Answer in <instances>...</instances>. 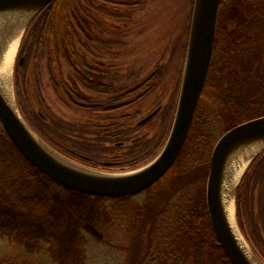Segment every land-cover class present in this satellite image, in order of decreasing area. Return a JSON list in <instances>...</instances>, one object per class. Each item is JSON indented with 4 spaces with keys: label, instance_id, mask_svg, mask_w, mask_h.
Masks as SVG:
<instances>
[{
    "label": "rangeland",
    "instance_id": "1",
    "mask_svg": "<svg viewBox=\"0 0 264 264\" xmlns=\"http://www.w3.org/2000/svg\"><path fill=\"white\" fill-rule=\"evenodd\" d=\"M77 1V14L85 17V31L77 27L73 33L64 28L56 35L51 32L40 44L41 49L34 30L26 36L14 69L15 103L40 139L67 159L55 147L81 159L70 161L107 173L139 168L158 155L170 134L195 0H140L139 4L136 0ZM75 2L60 0L57 5ZM64 47L71 50L68 57ZM29 49L30 57L24 65ZM225 54L216 58L212 82L222 83L228 90L238 88L233 96L242 105L238 104L239 109L249 106L256 110L259 106L252 102L256 99L252 93L261 73L254 69L253 78L242 73V85L238 84L235 63L233 59L226 60ZM22 57L24 62L20 64ZM73 66L84 67L87 73L94 69L106 74L105 83L113 82L114 89L101 93L78 86ZM62 83L66 89L74 86L80 92L72 90L67 95ZM223 97L228 99L227 95ZM79 101L101 105V110L82 107ZM156 108L160 109L158 113L141 122ZM197 113L200 126L206 128V133L212 131L216 140L227 130L208 99L200 103ZM117 129L121 133L116 137ZM84 138L89 141L81 140ZM201 139L185 159L184 173L189 181L179 182L181 190L177 195L194 193L199 183L207 185L210 167L206 175L203 171L196 176L193 173L200 158L203 162L209 154L205 149L198 155L200 162L196 159L193 151L202 146ZM133 157L141 164L130 168L125 160ZM210 157L211 152L207 161ZM240 194L239 217L237 188L234 198L238 227L264 264V154L247 173ZM177 195L167 201L158 193L148 192L116 197L80 193L39 173L29 166L14 143L0 138V263L11 254L21 257L18 264L151 263L159 240L158 226L169 221L174 204L180 203ZM83 220L93 223L102 239L85 232ZM194 243L189 245L190 263H213L206 247L199 251Z\"/></svg>",
    "mask_w": 264,
    "mask_h": 264
},
{
    "label": "trees",
    "instance_id": "2",
    "mask_svg": "<svg viewBox=\"0 0 264 264\" xmlns=\"http://www.w3.org/2000/svg\"><path fill=\"white\" fill-rule=\"evenodd\" d=\"M59 1L60 0H54L32 18L26 29L20 47L19 56L22 54V48H24V40L28 34H31L32 30H34L35 35L38 37L37 39L39 45L44 42L47 34L49 37L50 34L52 35L51 32H54L56 35L58 32L62 31V28H64L67 33H73V31L77 27L81 28L82 31H85V17H83V15H81L80 17L77 14L80 1L76 0L75 5L66 4L64 7H62L63 5H57V2ZM136 3L139 4L140 0H136ZM52 22L54 24L53 26ZM41 47L42 45H40L39 49H41ZM227 47L229 48V50H225V48ZM64 48V55L68 57L67 53L70 54L71 50H69L68 47ZM43 51L44 50H42L41 53H43ZM30 52L31 49H29L27 52V62L24 65L28 63ZM223 53H226V60L233 59V63H235V71L237 72L235 77L238 80H236L238 84H240L239 80L242 73H248L251 78L254 77V69L257 70V72L259 71L261 73L260 78H258L259 82H256V84L254 85L256 91L252 93V97L256 96V99H254L252 102L259 106L256 110L250 109L249 106H247V108H244L243 111L239 109V103L235 102L233 96L234 92H237L238 88L234 87L228 90L224 88V85H222V83H218V85H215V83L212 82V75L215 71L216 58L217 56H220L219 54ZM49 66L51 67V62ZM99 68L104 69L103 66ZM72 69V71L76 73L77 78L75 79L78 80V78L81 77L79 67L73 66ZM105 78L107 79V75L104 76L103 74H96V78L86 80V84L91 88L90 90L106 93L113 88L114 83H105ZM224 79L225 78H223V80ZM62 85V88L64 89V83H62ZM65 91L66 90H64V92ZM70 92L71 91H67L66 94L68 95L70 94ZM217 93H219L221 96L218 97ZM224 95H227V100L223 97ZM204 98L208 99L215 110H217L218 117L222 119V123L224 126H226L225 128L227 130L240 122L264 115V0H221L215 40L214 58L209 70L206 83L204 85L200 103L204 101ZM87 106H94L97 112H100L101 110V105L97 107L96 105ZM236 106H238V109H236ZM197 112L191 126L187 141L172 168L158 182H156L154 185L143 192L158 193L164 199H167V201L172 199V196L177 195V191L181 190V185L179 184V182H187L188 180V178H185L186 174L184 173V171L187 172L184 169V165H186L187 163V160L185 161V159L189 154V150H192L196 147L198 138H202L201 142H203V144L199 147V149L194 150L193 153L197 154L196 159L199 162L201 160V162L196 163L198 165L197 167H195L193 173L196 176L198 172L203 171V173H205L206 175L207 170L210 167V159L209 161H207L208 155L210 154V152H212V149L217 140L215 139V136L212 135V131L209 130V132L206 133V128L205 130H203V125L200 126L201 122ZM119 133H121V131L117 129L115 133L116 137ZM0 138L13 144L3 127H0ZM87 141H89V139L85 142ZM201 142H199V144ZM55 148L75 160H81L77 158L76 155L70 154L60 148ZM205 149L209 150V154L207 155V157H205L206 162H202V159L198 157V155L202 154ZM263 154L264 151H262L254 159L238 186L237 204L239 207V217L241 215V188L243 184H245L247 173L253 167L257 158ZM24 159L27 160L25 157ZM136 159V157L126 158L125 162L130 168H133L141 164L138 163ZM128 160H130L131 163ZM27 162L29 163V166L37 169L39 173L47 176L28 160ZM104 165H106L107 167L113 166L108 164ZM177 196L176 198L180 197V203L174 204L175 210L169 217V221L164 225L162 224L163 226L161 227L158 226L160 233L156 232V236L159 235V240L158 243H156L157 246L153 251V259L151 260V263L146 264H191L189 245H191L192 242L197 243V250L199 251H201V248L206 247L209 259H211L213 262L206 264H232L221 248L211 226L206 204L205 185L199 183L196 186L194 193L189 195L179 194ZM81 225L82 229L89 235H93L98 240L102 239L101 234L98 232L93 223L89 222L88 220H83ZM204 239L205 244H200ZM197 245H195L194 243L195 248ZM20 259L21 257L18 255H6L3 258V263L0 264H18L16 262H18V260Z\"/></svg>",
    "mask_w": 264,
    "mask_h": 264
},
{
    "label": "water",
    "instance_id": "3",
    "mask_svg": "<svg viewBox=\"0 0 264 264\" xmlns=\"http://www.w3.org/2000/svg\"><path fill=\"white\" fill-rule=\"evenodd\" d=\"M52 1L54 0H0V9L19 7L25 13H29L25 33L32 18ZM220 4L221 0L194 1L186 63L173 125L162 150L147 164L133 170L116 172L123 174H110L90 168L85 170L56 158L45 146L52 147L34 135L19 110L16 112L12 109L0 91V121L5 131L28 161L71 189L91 195L120 196L135 194L152 186L173 166L189 135L214 55ZM18 50L13 63L12 81ZM23 62L24 57L20 59V64ZM155 113L156 111L141 122L151 118ZM254 143H261L263 146L248 162L235 186L236 190L252 161L264 149V115L238 123L227 130L216 142L210 159L206 185L208 214L219 244L232 264L254 263L239 246L222 207L224 170L233 153ZM63 158L70 159L65 156Z\"/></svg>",
    "mask_w": 264,
    "mask_h": 264
},
{
    "label": "bare ground",
    "instance_id": "4",
    "mask_svg": "<svg viewBox=\"0 0 264 264\" xmlns=\"http://www.w3.org/2000/svg\"><path fill=\"white\" fill-rule=\"evenodd\" d=\"M29 18V13H25L21 8H3L0 9V91L12 109L18 112V107L15 103L13 90V63L24 33L25 24ZM10 73V75H8ZM34 133V132H33ZM36 136V134L34 133ZM39 138L38 136H36ZM40 139V138H39ZM263 145L254 143L243 147L232 154L228 160L223 177L222 184V207L225 211L227 222L234 233V236L244 251L246 256L254 263L261 264L256 255L252 252L245 237L242 235L235 213V186L238 184L245 167ZM49 152L56 158H60L70 164L78 166L85 170V166L66 160L61 155H58L52 148L45 146ZM111 174V173H110ZM123 174V173H112Z\"/></svg>",
    "mask_w": 264,
    "mask_h": 264
},
{
    "label": "flooded vegetation",
    "instance_id": "5",
    "mask_svg": "<svg viewBox=\"0 0 264 264\" xmlns=\"http://www.w3.org/2000/svg\"><path fill=\"white\" fill-rule=\"evenodd\" d=\"M114 2V1H113ZM114 3H116V2H114ZM98 9H99V6H98ZM96 15H98L97 14V12H96ZM115 15V13L114 14H112V16H114ZM98 21V19H97V16H96V22ZM83 59H84V57H83ZM84 61V63H85V60H83ZM84 63H82L84 66H85V64ZM101 69V68H100ZM79 72L81 73V77L80 78H78V80H77V85L78 86H83V88H87V89H91L87 84H86V80H90V79H94V78H96V74H99V75H101V73H99V72H96L94 69L93 70H91V72H85V69H84V67L83 68H80L79 67ZM105 73V72H104ZM104 76H106L105 74H103ZM106 79V78H105ZM67 88V86H64V90H66V91H74V90H77L78 92H80V88H78V87H71V88H68V89H66ZM114 89V88H113ZM114 92H115V90H114ZM81 96H83V97H86L84 94H80ZM85 100V99H84ZM79 103L81 104V106L82 107H88L87 105L88 104H86V102L84 103V102H81V101H79ZM160 110V109H159ZM158 110V111H159ZM158 113V112H157ZM93 122V121H92ZM82 132L83 131H85V129H80ZM89 138H84V139H81V140H88Z\"/></svg>",
    "mask_w": 264,
    "mask_h": 264
}]
</instances>
